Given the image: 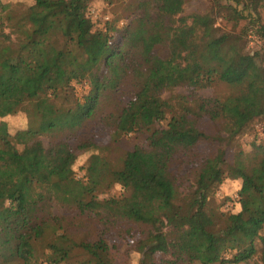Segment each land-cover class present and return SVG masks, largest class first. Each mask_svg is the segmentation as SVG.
<instances>
[{
  "label": "trees",
  "instance_id": "obj_1",
  "mask_svg": "<svg viewBox=\"0 0 264 264\" xmlns=\"http://www.w3.org/2000/svg\"><path fill=\"white\" fill-rule=\"evenodd\" d=\"M93 1L0 0V117L29 119L15 134L0 127V172L15 181L0 190V264H130L133 255L138 264H264V144L228 153L264 117V0H212L208 13L190 15L188 40L178 33L187 18L173 21L184 0H132L104 29L89 16ZM250 31L263 39L252 51ZM85 80L75 98L73 82ZM215 81L231 91L163 95ZM96 117L106 141L82 134ZM130 133L147 146L114 158L111 144ZM44 135L55 140L42 149L40 178L24 143ZM80 151L92 152L78 178ZM227 178L242 181L237 212L214 201ZM116 185L121 194L101 198Z\"/></svg>",
  "mask_w": 264,
  "mask_h": 264
},
{
  "label": "rangeland",
  "instance_id": "obj_2",
  "mask_svg": "<svg viewBox=\"0 0 264 264\" xmlns=\"http://www.w3.org/2000/svg\"><path fill=\"white\" fill-rule=\"evenodd\" d=\"M4 2H11L13 4L19 3L22 4V6H29L34 3V0H3ZM132 0H124V2L116 7L113 5H109L103 0H94L90 6L89 9V16L91 17L92 21L94 22V28L95 29H104L106 26V21L109 19H113L119 15H124V7L125 5ZM212 0H184V6L183 11L175 16L173 19L174 21V27L179 26L181 23H179V18L186 17L187 21L184 23L183 27L181 29H187L186 32L182 33L181 31H178L180 35H183L186 37V40L191 38L192 30L189 26V24L192 21V18L190 15L192 14H205L208 13L211 9ZM262 14V22L264 23V8L261 9ZM125 21V20H124ZM124 21H120L117 23L118 25H122ZM179 23V24H178ZM219 26L223 28L230 29L231 24H226L221 19H218ZM246 21H243L242 26H245ZM246 42H247V48L249 50H255L257 47H260L263 43V39L260 35L255 34L254 32L250 31L249 34L246 36ZM106 50H103V53H105ZM102 70V61L92 63L87 68V73H85V78L87 77H94L97 76ZM74 87V94L75 98L79 97L80 99L83 98V96L86 94V92L89 90L90 86L88 82L81 81V82H73ZM231 91V88L228 84L222 82V81H215L212 82L207 87H194V86H188V85H180L173 89L166 90L164 92V96L168 97L171 94H177V93H183V94H199L205 97H223L227 95ZM107 103V102H105ZM112 109V105L107 104L105 107V112L107 113ZM29 119L25 112H19L16 114L7 115L4 117H0V127L6 128L11 132L12 134H15L18 130H23L28 127ZM208 129H213V125H206ZM82 134L84 137H93L95 140H104L106 141L109 139V129L105 127L104 123L100 124V120L98 118H94L90 121H88L82 131ZM39 143H34L35 140L26 139L24 143V146L28 145L30 147L35 148L34 150L37 152V160L36 164L33 168L34 173L40 177L43 178V175L45 173L44 168V157H43V151L42 149L48 148L52 142L55 140V137L53 138L50 135H44L41 136L38 139ZM103 141V142H104ZM259 144H264V117L256 119L249 127V130L239 136L237 138V141L234 144V147H228V153L230 158L233 157V151L234 148L239 147L243 148L245 152H251L255 149L256 146ZM111 155L114 156V158H117L119 156H122L123 152L125 150H129L134 148L136 145L140 146H147L146 140L143 135L136 134V133H130L125 136H123L118 142L111 144ZM20 148H23V145L20 146ZM92 151H80V154L78 156V159L74 165V173L78 178H81L84 176V169L83 165L85 164L86 160L90 156ZM242 181L240 179H231L227 178L223 181V183L219 186L216 194H215V203L221 206V208L224 211H231V212H237L240 209V203H239V196L238 191L241 188ZM15 188V181L13 179V176L10 171H1L0 172V190L4 192L11 191ZM123 192V188L120 185L114 186L110 191L107 193H104L101 195V198H106L108 196L112 195H119ZM64 208L56 204L55 207H53V212L58 215H62L64 213ZM138 228H136L133 232H137ZM122 241V239H120ZM123 242V241H122ZM122 245V244H121ZM121 258L122 256L119 255ZM83 264H95V261L89 259L88 261H85ZM130 264H138V261L136 259V255H133L131 258ZM198 264V263H195ZM240 264H261L258 259L251 260L247 263H240Z\"/></svg>",
  "mask_w": 264,
  "mask_h": 264
}]
</instances>
